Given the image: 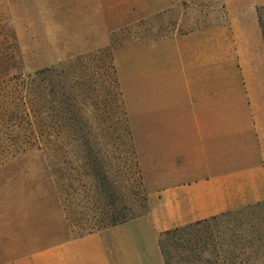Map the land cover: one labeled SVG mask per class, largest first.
<instances>
[{
  "label": "crops",
  "instance_id": "1",
  "mask_svg": "<svg viewBox=\"0 0 264 264\" xmlns=\"http://www.w3.org/2000/svg\"><path fill=\"white\" fill-rule=\"evenodd\" d=\"M164 4L158 13L173 7ZM261 7L264 0H185L168 34L121 46L115 68L149 211L77 237L61 206L56 232L47 214H25L0 264H165L163 232L263 201L264 113L234 110L239 101L224 95L225 87L264 89ZM239 120L249 121L243 130Z\"/></svg>",
  "mask_w": 264,
  "mask_h": 264
},
{
  "label": "rangeland",
  "instance_id": "2",
  "mask_svg": "<svg viewBox=\"0 0 264 264\" xmlns=\"http://www.w3.org/2000/svg\"><path fill=\"white\" fill-rule=\"evenodd\" d=\"M169 2L173 7L158 13V0H0V260L7 259L8 232L25 214H47L49 232H56L61 206L71 237L111 227L113 209L90 176L87 145L120 197L117 209L123 205L135 218L149 211L132 135L133 153L127 144L131 126L123 96L116 95L114 55L121 46L168 34L185 0H165L164 6ZM256 18L264 43V7ZM39 71L34 86L21 82ZM123 87L135 101V87ZM224 95L239 101L234 110L264 113L263 88L225 87ZM245 122L237 121L242 130ZM257 123L264 129V119ZM252 218L246 235L254 245L215 264H264V207Z\"/></svg>",
  "mask_w": 264,
  "mask_h": 264
},
{
  "label": "trees",
  "instance_id": "3",
  "mask_svg": "<svg viewBox=\"0 0 264 264\" xmlns=\"http://www.w3.org/2000/svg\"><path fill=\"white\" fill-rule=\"evenodd\" d=\"M42 73L43 71L30 73L20 77V80L29 86H34L39 81ZM116 95L121 97L118 90ZM35 96L39 97L37 94ZM119 102L122 106L121 98ZM30 113L36 115V111L33 108H30ZM123 115L126 117L125 112H123ZM126 136L127 144L133 153L132 138L128 128ZM86 162L91 166L90 176L98 185L107 206L113 209L109 219V226L123 224L135 218L123 205L120 210L117 209L121 205L119 204L120 197L117 195L113 183L109 180L108 175L103 170L101 163H99L89 145H87L86 150ZM134 166L137 168L138 165L134 163ZM260 207H264V201L163 232L159 239V247L165 264H170L172 259L184 260L189 264L193 262L215 264L220 256L228 255L234 258L242 254L243 250L254 245V241L246 235V232L252 229V215L254 210ZM172 250L175 251L176 257L172 256Z\"/></svg>",
  "mask_w": 264,
  "mask_h": 264
}]
</instances>
